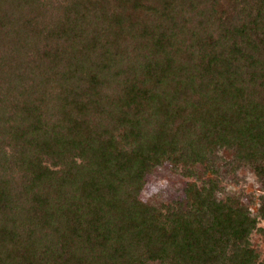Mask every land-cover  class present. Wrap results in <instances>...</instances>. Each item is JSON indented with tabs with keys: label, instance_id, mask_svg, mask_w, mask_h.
I'll use <instances>...</instances> for the list:
<instances>
[{
	"label": "trees",
	"instance_id": "16d2710c",
	"mask_svg": "<svg viewBox=\"0 0 264 264\" xmlns=\"http://www.w3.org/2000/svg\"><path fill=\"white\" fill-rule=\"evenodd\" d=\"M50 1L0 0L14 97L0 90V142L19 147L24 173L17 191L0 180V264H264L250 244L259 215L215 180L160 207L138 197L165 160L249 166L264 187V2L158 0L151 58L120 66L111 29L141 0L110 16L98 0Z\"/></svg>",
	"mask_w": 264,
	"mask_h": 264
},
{
	"label": "rangeland",
	"instance_id": "374dc122",
	"mask_svg": "<svg viewBox=\"0 0 264 264\" xmlns=\"http://www.w3.org/2000/svg\"><path fill=\"white\" fill-rule=\"evenodd\" d=\"M98 1L101 3L100 10L105 12L108 16L115 12H120L119 9H122L120 8L122 3H120L119 0ZM208 1L210 4V2L214 0ZM217 1L219 2V5H217L219 9L229 8L228 0ZM262 1L264 2V0ZM157 3L158 0H141L140 4H138V8L128 6V8L122 12L124 15L123 17H125L124 28H119L115 23L114 27L111 29L110 40L114 42L111 45L113 47L112 53L121 57L119 61L120 66L144 63L147 57L149 59L151 58L152 51L147 46L150 40L149 38L146 39L147 37L143 31L144 29H152L155 17H153L151 11L148 10V6ZM55 4L56 0H52L51 5L53 6ZM141 41L146 42L144 46H140ZM178 43L177 46L181 45V43ZM8 46L7 44H3L0 47H3V50H5L9 49ZM40 47H43L42 43H40ZM27 50L31 53L29 56H33V52L37 51V46L35 44L31 47L28 46ZM181 50V55L184 57L186 46L182 45ZM1 53L0 51V54ZM29 60H34V58L29 57ZM1 65L0 63V83H2L0 85V90L5 88L4 91L8 93L11 99H14V97H12L13 94L7 92L8 89L4 80L5 75L8 73L6 69L7 65L4 67ZM56 93L57 91L51 88V91L48 92L50 95L48 97L50 98L49 103L48 105H43V110L47 115V112H49L48 117L51 121L55 119L57 112L56 103H54L52 99ZM11 99L9 103H13ZM10 105L12 107L11 110L9 108L11 111L9 112V117H13L15 109L12 104H9V106ZM18 148L19 147H13V144H11L7 138H3L0 142V180L5 178L12 180L16 191L20 188L19 185L22 183V178L24 176L16 160ZM13 154L16 156L14 157ZM221 155L225 157V159L230 158V154H228L227 151H223ZM51 161V159H48L46 163L51 165ZM222 162L223 161L220 160L215 170H211L203 163L190 164L186 167L182 164L174 165L169 160H165L146 175L144 185L138 197L148 204L160 207L162 204L171 203L173 201H186L185 190L187 185L192 181H196L200 187H203L205 185L209 186L210 180H215L219 184V197L221 199L226 200L229 196L234 197L247 207L252 214L259 215L258 228L252 232L250 244L262 260L264 258V235L259 230V227H264V216L260 215L264 207V187L251 167L241 166L236 169V167L223 166ZM56 168L59 167L56 166Z\"/></svg>",
	"mask_w": 264,
	"mask_h": 264
}]
</instances>
